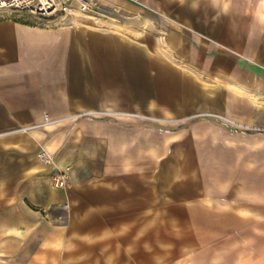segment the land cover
<instances>
[{
    "label": "rangeland",
    "instance_id": "374dc122",
    "mask_svg": "<svg viewBox=\"0 0 264 264\" xmlns=\"http://www.w3.org/2000/svg\"><path fill=\"white\" fill-rule=\"evenodd\" d=\"M123 1L132 6L100 3L99 14H86L91 21L0 16L70 38L84 26L80 38L115 36L101 49L113 52L120 41L126 52L103 68L100 109L45 127L40 149L52 153L55 185L63 175V184L76 176L92 185L103 173L118 191L101 205L117 220V253L87 238L85 254L63 264H109L111 255L119 264H264V22L256 12L264 0H176L162 12ZM229 30H243L241 47ZM85 77L93 85V69ZM59 145L72 159L62 167ZM90 202L88 217L99 207Z\"/></svg>",
    "mask_w": 264,
    "mask_h": 264
},
{
    "label": "crops",
    "instance_id": "0c3cea01",
    "mask_svg": "<svg viewBox=\"0 0 264 264\" xmlns=\"http://www.w3.org/2000/svg\"><path fill=\"white\" fill-rule=\"evenodd\" d=\"M118 1L132 6L123 0H98L105 5ZM175 1L139 0L158 12ZM256 12L259 21L264 22L261 6ZM239 18L235 16L236 20ZM261 22H254L253 29L257 30ZM78 29L77 38H70L66 32L0 17V264H63L71 254L77 253L78 259L85 254L87 238L95 239L101 253H117V220L111 213L107 217L101 207L117 199V189L103 181V173L100 181L92 185L76 176L55 185V167L41 163L37 157L40 147L50 138L45 127L102 107L108 96L101 81L106 73L103 68L112 67L109 60L113 54L117 58L126 53L119 49L123 46L120 41L115 42L114 53L101 49L104 40L114 42L115 36L90 41L80 38L87 28ZM227 36L239 38V47L240 38H246L243 30H229ZM87 41L94 44L90 53L86 50ZM128 54L133 64L136 54ZM90 69L95 79L93 85L85 77ZM58 148L56 165L62 167L72 159L68 156L69 147ZM79 162L74 165L79 166ZM90 200L99 207L95 216L88 217L86 203ZM125 237L127 243L122 252L128 253ZM75 244L77 248L73 250ZM121 258L111 255L108 263L119 264ZM124 258L128 260V256Z\"/></svg>",
    "mask_w": 264,
    "mask_h": 264
},
{
    "label": "built area",
    "instance_id": "2783aa9c",
    "mask_svg": "<svg viewBox=\"0 0 264 264\" xmlns=\"http://www.w3.org/2000/svg\"><path fill=\"white\" fill-rule=\"evenodd\" d=\"M101 5L98 0H0V15L7 11L22 10L31 14L50 18L55 16H68L72 11L89 14H99ZM38 159L44 164L51 163L52 153L42 147L37 154ZM64 175L57 184H63Z\"/></svg>",
    "mask_w": 264,
    "mask_h": 264
},
{
    "label": "bare ground",
    "instance_id": "6f19581e",
    "mask_svg": "<svg viewBox=\"0 0 264 264\" xmlns=\"http://www.w3.org/2000/svg\"><path fill=\"white\" fill-rule=\"evenodd\" d=\"M87 13H85V12H80V11H77V10H75V11H72L71 12V14L69 15V16H71V15H73V16H77V17H79V18H86L87 19V17H85V16H88V15H86ZM103 16V15H102ZM89 19H92V18H90V17H88ZM110 19H111V17H109ZM49 151V150H48Z\"/></svg>",
    "mask_w": 264,
    "mask_h": 264
}]
</instances>
